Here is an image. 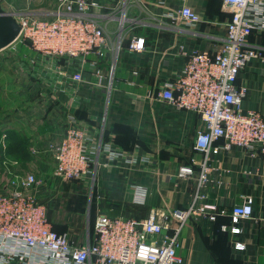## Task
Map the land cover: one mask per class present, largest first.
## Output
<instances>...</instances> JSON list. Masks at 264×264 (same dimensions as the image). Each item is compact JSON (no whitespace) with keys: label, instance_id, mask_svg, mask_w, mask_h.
Here are the masks:
<instances>
[{"label":"crops","instance_id":"0c3cea01","mask_svg":"<svg viewBox=\"0 0 264 264\" xmlns=\"http://www.w3.org/2000/svg\"><path fill=\"white\" fill-rule=\"evenodd\" d=\"M0 1L15 15L56 8V0H46L43 7L30 1L21 11ZM98 1L97 15L123 12L122 42L118 49L116 30L111 33V49L98 67L97 56L89 57L82 71L84 82L59 72L61 65L70 74L79 72V58H53L24 43H14L0 54V141L6 135L8 167L22 173L16 166L25 159L38 166L49 162V145L60 142L76 122L97 148L91 173L78 180L90 189L96 219L105 214L145 220L152 210L160 214L187 210L198 190L203 156L195 143L204 123L196 113L171 106L160 94L173 83L187 54L194 50L212 54L223 45L231 12L223 0H188L202 17L200 25L188 26L177 18L179 0H123L124 10L122 0ZM135 38L145 40L144 51L131 50ZM249 45L264 52V31H254ZM237 86L248 88L243 108L264 117V64L259 59L241 72ZM183 167L192 168L194 175L181 177ZM209 167L210 182L203 190L207 197L197 206L218 209L214 219L192 215L184 224L179 252L183 264H264V159L234 148L213 155ZM137 193L145 194L143 203L135 201ZM247 195L255 198L254 217L235 224L233 207ZM179 224L172 220L166 234H174ZM226 226H237L241 233L225 232ZM93 227L71 242L80 247L93 242ZM235 243L246 249L236 251ZM14 253L24 255V260L13 264H58L45 250L27 248L20 241L8 242L0 250L3 260Z\"/></svg>","mask_w":264,"mask_h":264},{"label":"built area","instance_id":"2783aa9c","mask_svg":"<svg viewBox=\"0 0 264 264\" xmlns=\"http://www.w3.org/2000/svg\"><path fill=\"white\" fill-rule=\"evenodd\" d=\"M122 3L121 10H124L125 1ZM179 3L178 19L188 26L202 23L201 15L188 5V0H179ZM223 3L231 12L223 45L212 54L199 50L187 54V61L173 83L167 84L160 94L171 106L196 113L204 123L195 143V150L203 159L199 163L198 190L193 204L187 210L172 214L152 210L145 220L99 215L94 225L93 242L80 247L66 235L53 230L48 209L40 204L37 196V189L42 184L39 176L9 169L4 157V135L0 141V250L8 242L20 241L27 248L45 250L49 259L58 261V264L184 263L179 253L184 224L192 215L214 219L218 209L210 204L197 206L207 197L203 190L210 182L209 162L212 156L238 148L252 156L260 154L264 159V117L243 108L248 88L237 86L241 72L252 60L259 59L264 64V52L249 45L254 31H264V0H223ZM100 7L98 0H56L53 11L28 10L18 14L21 32L14 43L29 44L36 52L53 58H79V72L70 74L63 65L59 72L76 82H84L82 71L89 57L97 56L94 65L98 67L112 47L111 32H108L112 22L118 23V30H114L118 49L122 42L123 12L121 16L97 15L95 10ZM130 48L135 52L144 51L145 40L133 39ZM3 51L0 49V54ZM98 73L101 77V72ZM48 150L54 164V175L60 181L85 178L91 173L97 156V148L91 144L86 130L76 122L66 130L60 142L51 143ZM179 175L190 178L194 170L183 167ZM144 197V193H137L135 201L143 203ZM254 206V196H244L232 210L235 224L242 219H252ZM172 220L180 224L174 234L168 235L166 232ZM223 230L233 235L241 233L237 226H226ZM234 247L236 251L246 249L242 243H235ZM23 256L14 253L3 260L0 254V264H13L17 259L22 261Z\"/></svg>","mask_w":264,"mask_h":264},{"label":"rangeland","instance_id":"374dc122","mask_svg":"<svg viewBox=\"0 0 264 264\" xmlns=\"http://www.w3.org/2000/svg\"><path fill=\"white\" fill-rule=\"evenodd\" d=\"M9 8L19 7L18 11L24 10L28 4L39 7L46 6L45 0L38 3L36 0H7ZM30 2V3H29ZM121 11V10H120ZM121 16V12H119ZM115 28V29H114ZM118 23L108 26V32L117 30ZM115 33V32H114ZM112 37L114 34H110ZM26 44V43H24ZM31 153V152H30ZM49 162L38 166L37 162H20L16 170L22 173H34L40 176L41 186L37 189V196L41 205L48 209L49 222L59 234L66 235L69 239L81 238L86 229L93 227L97 214V206L92 200L90 189H86L82 182L60 181L54 175L52 157ZM32 161V160H31ZM43 169H40L42 168Z\"/></svg>","mask_w":264,"mask_h":264},{"label":"water","instance_id":"95a60500","mask_svg":"<svg viewBox=\"0 0 264 264\" xmlns=\"http://www.w3.org/2000/svg\"><path fill=\"white\" fill-rule=\"evenodd\" d=\"M21 32V26L15 14L7 12L0 1V49L12 45Z\"/></svg>","mask_w":264,"mask_h":264},{"label":"trees","instance_id":"16d2710c","mask_svg":"<svg viewBox=\"0 0 264 264\" xmlns=\"http://www.w3.org/2000/svg\"><path fill=\"white\" fill-rule=\"evenodd\" d=\"M0 153H2V151L0 150ZM4 157H5V159H7V155H6V153H5V155H4ZM71 181H77V180H71ZM94 228V227H93ZM54 230V229H53ZM54 231H56V230H54ZM57 232V231H56ZM58 233V232H57ZM226 235V237H225V240H226V243H229L230 241H229V237H228V235L227 234H225ZM71 240V239H70Z\"/></svg>","mask_w":264,"mask_h":264}]
</instances>
